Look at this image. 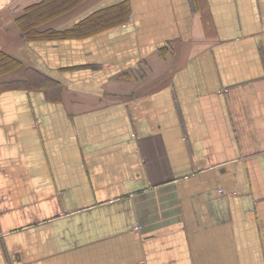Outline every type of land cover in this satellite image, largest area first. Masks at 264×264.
I'll return each instance as SVG.
<instances>
[{
  "label": "crops",
  "instance_id": "obj_1",
  "mask_svg": "<svg viewBox=\"0 0 264 264\" xmlns=\"http://www.w3.org/2000/svg\"><path fill=\"white\" fill-rule=\"evenodd\" d=\"M55 2L0 0V264H264V0Z\"/></svg>",
  "mask_w": 264,
  "mask_h": 264
},
{
  "label": "trees",
  "instance_id": "obj_2",
  "mask_svg": "<svg viewBox=\"0 0 264 264\" xmlns=\"http://www.w3.org/2000/svg\"><path fill=\"white\" fill-rule=\"evenodd\" d=\"M56 1L57 2H55V4L59 3L58 0H56ZM57 5H56V8H57ZM40 10H41V6L36 5V6L31 8L30 12H28L25 16L21 17L19 20L20 26H21L23 32L25 34H28V36H37L36 34H37L38 22H39V20H41L44 13H42L41 17H34L32 14L35 12H38ZM121 11L122 12H120V13H122V14H123V12H125L124 10H121ZM80 28H79V26H75V27L68 29V30H65V31H56V30H52V29H47V30L40 32L38 34V36L54 38V37L65 36V35H74L81 30Z\"/></svg>",
  "mask_w": 264,
  "mask_h": 264
},
{
  "label": "rangeland",
  "instance_id": "obj_3",
  "mask_svg": "<svg viewBox=\"0 0 264 264\" xmlns=\"http://www.w3.org/2000/svg\"><path fill=\"white\" fill-rule=\"evenodd\" d=\"M36 11H37V10H36ZM45 11H47V10H45ZM42 13H43V11L40 10V11H38V12L33 13L32 15H33L34 17H41Z\"/></svg>",
  "mask_w": 264,
  "mask_h": 264
},
{
  "label": "built area",
  "instance_id": "obj_4",
  "mask_svg": "<svg viewBox=\"0 0 264 264\" xmlns=\"http://www.w3.org/2000/svg\"><path fill=\"white\" fill-rule=\"evenodd\" d=\"M140 228H141L140 225H137V226H136V229H137V230H140Z\"/></svg>",
  "mask_w": 264,
  "mask_h": 264
}]
</instances>
